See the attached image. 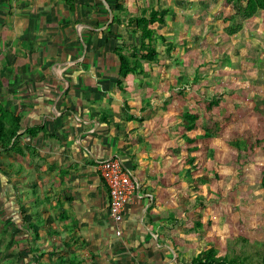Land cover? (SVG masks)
Instances as JSON below:
<instances>
[{
    "label": "rangeland",
    "instance_id": "obj_1",
    "mask_svg": "<svg viewBox=\"0 0 264 264\" xmlns=\"http://www.w3.org/2000/svg\"><path fill=\"white\" fill-rule=\"evenodd\" d=\"M116 2L111 14L106 9L109 22L119 19L109 30L108 47L125 54L140 46L128 18L146 7L168 10L163 23L153 24L163 38L155 42V58L142 61L144 71L104 79L111 115L117 114L109 121V143L132 168L143 193L153 197L129 200L128 209L139 211L138 219L143 211L150 231L117 235L100 203L80 205L79 213L71 206V217L69 210L54 213L50 204L28 221L33 228L26 219L22 228L20 210L10 224L0 198V264H191L209 247L242 258L239 264H261L264 11L248 12L246 0H118L124 10L112 12ZM107 61L115 70L116 58ZM199 110L218 121L209 138L199 123L184 126ZM103 114L101 121L107 119ZM124 117L125 129L133 127V133L118 134ZM256 134L261 146L250 151L226 141L237 136L251 142ZM6 154L10 157L0 151L1 165Z\"/></svg>",
    "mask_w": 264,
    "mask_h": 264
},
{
    "label": "crops",
    "instance_id": "obj_2",
    "mask_svg": "<svg viewBox=\"0 0 264 264\" xmlns=\"http://www.w3.org/2000/svg\"><path fill=\"white\" fill-rule=\"evenodd\" d=\"M112 2L0 0V103L20 118V152L6 150L10 157L0 164V198L10 224L20 210L23 228L50 204L54 213L69 210L71 217V206L79 213L80 205L100 203L108 215V191L94 163L116 152L107 129L117 114L111 115L104 80L116 71L107 61L113 55L108 35L114 27L106 13ZM103 112L107 119L101 121ZM125 120L118 134L134 132ZM132 203L125 206L124 236L149 230V217L142 211L138 219L139 211L128 209Z\"/></svg>",
    "mask_w": 264,
    "mask_h": 264
},
{
    "label": "trees",
    "instance_id": "obj_3",
    "mask_svg": "<svg viewBox=\"0 0 264 264\" xmlns=\"http://www.w3.org/2000/svg\"><path fill=\"white\" fill-rule=\"evenodd\" d=\"M116 1V7L111 8L112 12L123 11V5H121L118 0ZM245 9L248 12H255L256 10L264 11V0H246ZM167 13L168 10L166 8L156 9L154 7H146L143 8L139 14L131 15L128 18V23L134 24V31L139 34L140 46L133 47L130 54L123 53L121 49H114L112 51L117 63V66L115 67V74L117 77H125L128 74L142 73L144 71L142 61L153 60L155 58L157 53L155 42L157 38H163V36L157 33L153 24L163 23ZM114 20L119 23V19L117 17H114ZM114 20L110 22V25L115 23ZM211 104L212 103L209 102L208 107H210ZM19 122V116L14 115L0 103V151L13 149L20 152L18 147L19 145L15 142L17 138V131L20 127ZM183 123L187 128L198 126L199 123L203 128L202 136L209 138L211 136L210 132H212V130H216L218 121L213 117H207L203 110H199L197 112L190 113ZM252 138L253 140L249 142L248 139H240L237 136H233L226 139V141L230 145H234L238 148H248L250 151L251 149L253 150L254 146H261L259 143V135H253ZM140 185L142 190V184L140 183ZM261 187L264 191V174L261 178ZM209 223L210 219L206 221L205 225L208 226ZM29 224L31 228L34 227L32 223ZM197 224L202 225L199 220H197ZM59 257L60 260H62L61 262L65 261L63 257ZM258 257L260 258L261 264H264V242L263 250L259 253ZM241 261L242 258L239 257L229 258L226 255H218L216 247H209L206 250L199 251L195 256H193L191 264H239L238 262Z\"/></svg>",
    "mask_w": 264,
    "mask_h": 264
},
{
    "label": "built area",
    "instance_id": "obj_4",
    "mask_svg": "<svg viewBox=\"0 0 264 264\" xmlns=\"http://www.w3.org/2000/svg\"><path fill=\"white\" fill-rule=\"evenodd\" d=\"M94 167L108 191V218L115 233L121 235L127 202L146 197L152 200V197L144 195L134 171L118 153L95 159Z\"/></svg>",
    "mask_w": 264,
    "mask_h": 264
}]
</instances>
